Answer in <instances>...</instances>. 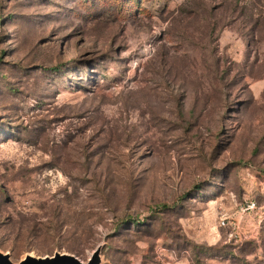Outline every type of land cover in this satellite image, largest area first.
<instances>
[{"label":"rangeland","instance_id":"rangeland-1","mask_svg":"<svg viewBox=\"0 0 264 264\" xmlns=\"http://www.w3.org/2000/svg\"><path fill=\"white\" fill-rule=\"evenodd\" d=\"M0 252L264 264V0H0Z\"/></svg>","mask_w":264,"mask_h":264},{"label":"water","instance_id":"water-1","mask_svg":"<svg viewBox=\"0 0 264 264\" xmlns=\"http://www.w3.org/2000/svg\"><path fill=\"white\" fill-rule=\"evenodd\" d=\"M0 264H14L9 260L8 254H2L0 252ZM16 264H99L97 253L88 261V263H82L76 257L68 254L55 253L51 257L35 258L31 256L25 257L22 261Z\"/></svg>","mask_w":264,"mask_h":264},{"label":"trees","instance_id":"trees-1","mask_svg":"<svg viewBox=\"0 0 264 264\" xmlns=\"http://www.w3.org/2000/svg\"><path fill=\"white\" fill-rule=\"evenodd\" d=\"M166 208V207H165Z\"/></svg>","mask_w":264,"mask_h":264}]
</instances>
